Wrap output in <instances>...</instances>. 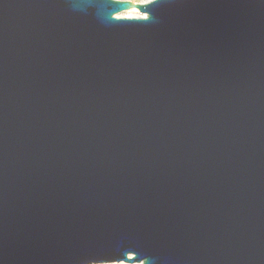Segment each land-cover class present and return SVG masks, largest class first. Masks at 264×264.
I'll list each match as a JSON object with an SVG mask.
<instances>
[{"label":"water","instance_id":"95a60500","mask_svg":"<svg viewBox=\"0 0 264 264\" xmlns=\"http://www.w3.org/2000/svg\"><path fill=\"white\" fill-rule=\"evenodd\" d=\"M110 263L264 264V0H0V264Z\"/></svg>","mask_w":264,"mask_h":264},{"label":"rangeland","instance_id":"374dc122","mask_svg":"<svg viewBox=\"0 0 264 264\" xmlns=\"http://www.w3.org/2000/svg\"><path fill=\"white\" fill-rule=\"evenodd\" d=\"M119 1H131L133 3H143V2H146L148 0H119ZM128 12H132V13H128ZM135 15L139 16L141 14L137 10L132 9V10H129V11L121 12V13H119L116 16L117 17H132V16H135ZM110 264H126V263H110Z\"/></svg>","mask_w":264,"mask_h":264},{"label":"bare ground","instance_id":"6f19581e","mask_svg":"<svg viewBox=\"0 0 264 264\" xmlns=\"http://www.w3.org/2000/svg\"><path fill=\"white\" fill-rule=\"evenodd\" d=\"M128 13H132V12H128ZM132 17H136V15L135 16H132Z\"/></svg>","mask_w":264,"mask_h":264}]
</instances>
